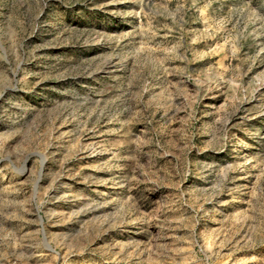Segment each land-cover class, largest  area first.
<instances>
[{"label": "rangeland", "instance_id": "1", "mask_svg": "<svg viewBox=\"0 0 264 264\" xmlns=\"http://www.w3.org/2000/svg\"><path fill=\"white\" fill-rule=\"evenodd\" d=\"M0 264H264V0H0Z\"/></svg>", "mask_w": 264, "mask_h": 264}, {"label": "water", "instance_id": "2", "mask_svg": "<svg viewBox=\"0 0 264 264\" xmlns=\"http://www.w3.org/2000/svg\"><path fill=\"white\" fill-rule=\"evenodd\" d=\"M41 219H42V217H41Z\"/></svg>", "mask_w": 264, "mask_h": 264}]
</instances>
